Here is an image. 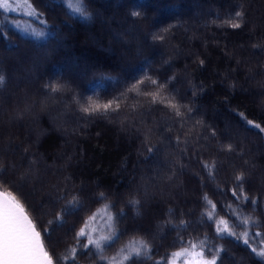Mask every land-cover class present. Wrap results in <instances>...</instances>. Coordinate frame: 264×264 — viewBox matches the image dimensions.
<instances>
[{
    "label": "trees",
    "instance_id": "trees-1",
    "mask_svg": "<svg viewBox=\"0 0 264 264\" xmlns=\"http://www.w3.org/2000/svg\"><path fill=\"white\" fill-rule=\"evenodd\" d=\"M31 3L44 14L56 37L46 43L33 41L0 10V29L11 41L0 38V69L7 77V84L0 89V147L11 140L13 147L22 144L28 149L26 156L21 149L16 155L8 152L0 159V163L15 161L24 165L16 175L9 174L0 189L21 196L13 181L19 183V172L28 167L29 160L34 161L35 183L23 192L29 193L33 186L38 191L28 200L22 196L21 199L26 207L31 205L30 214L38 215V224L47 226L60 208L51 204L40 208L51 185H84V208L67 217L65 228L53 234L54 242L63 238L54 252L62 254L73 242L74 233L68 228L75 225L78 229L82 218L107 203L94 199L95 194L105 192L116 202L113 212L123 208L127 213L120 224L126 235L106 255H112L133 235L146 237L158 249L153 253L154 259L182 247L173 245L176 231L163 226L170 218L171 208L175 222H192L184 234L186 239L207 233L215 244L225 246L223 264H264L242 240L216 239L212 225L205 223L201 227L197 223L205 210V194L217 204L220 216L225 215L221 204L235 205L229 190L234 187L233 174L242 170L249 178L245 183L248 195L259 198L256 210L249 203L244 213L264 221V133L249 128L236 114L243 112L247 119L264 126V0H87L93 13L90 20L69 16L56 0ZM237 10L245 12L241 28L211 23L217 14L222 20ZM132 11L141 15L132 17ZM169 25L174 27L163 41L152 39L153 34H161V29ZM253 45L260 47L254 49ZM199 60L204 64L199 65ZM144 69L161 81L176 75L175 87L180 90L176 100L195 111L189 125L202 120L218 133L216 140H201L199 144L193 141L195 148H189L188 158L168 150L178 163L185 165L183 171L176 169L171 181L155 179L157 163L143 159L138 114L125 109L119 114L84 119L71 102V96L77 93L93 95L92 86L97 81L105 87L99 88L93 99L107 102L134 83V78H142ZM106 76L119 82L103 79ZM49 80L65 84L68 91L57 98L59 102L48 100L44 104L48 98L42 86ZM33 101L35 106L23 118H17V113ZM134 102L129 99L122 104ZM157 108L160 110L144 117L148 126L154 121L163 123L162 117L170 115L161 106ZM220 143H233L237 151L243 150V157L217 152ZM156 159L164 161L165 154ZM212 159L217 161L214 180L209 179L200 163ZM160 174L169 175L168 167H163ZM133 197L142 202L140 215L126 204ZM235 231L244 229L237 227ZM259 231L264 232V227ZM80 264L91 262L81 256ZM144 264L152 261L145 260Z\"/></svg>",
    "mask_w": 264,
    "mask_h": 264
},
{
    "label": "snow or ice",
    "instance_id": "snow-or-ice-1",
    "mask_svg": "<svg viewBox=\"0 0 264 264\" xmlns=\"http://www.w3.org/2000/svg\"><path fill=\"white\" fill-rule=\"evenodd\" d=\"M63 6L67 14L73 18L82 20H90L93 13L89 10L87 0H56ZM27 7L26 15L34 17L41 27L39 29L32 28L20 24L18 21H13L15 27L22 32H25L33 41L47 42L50 39H55L56 32L49 25L46 19L43 18V13L39 12L31 0H25ZM243 9V5H239ZM0 10L3 12L17 11L10 0H0ZM132 17H139V11H132ZM219 20L220 23H216ZM245 20V12L237 10L229 12L222 20L219 14L216 15V20L211 23L217 27H230L232 29L241 28ZM174 27L169 25L166 29H161V34H153L154 41H163L165 35ZM0 38L10 41L6 31L0 29ZM254 49L260 47L253 45ZM171 61H165L170 63ZM145 63H148L145 60ZM239 63V61L237 62ZM204 61L199 60V65H203ZM149 67L151 65L149 64ZM142 78H134L135 82L131 83L107 102L100 103L98 99H93L96 96L99 88L105 87L100 82H95L92 86L93 95L85 97L83 94H74L71 96V102L76 106V110L84 114L82 118L91 119L93 115H109L119 114L123 110L129 113L138 114L141 117L139 121L140 127L137 129L141 133L142 140L141 154L145 162L154 160L157 163L155 169V179L171 181L176 169L183 171L185 165L178 163L169 149L179 152V155L188 158V150L190 147L195 148L193 141L199 144L201 140L207 142L210 139L216 140L218 133L211 125H206L202 120H196L189 125V121L193 120L195 115L194 109L187 105L181 104L176 100L180 94V90L175 87L178 77L172 75L166 80L161 81L158 77L154 78L148 74L147 69H144ZM103 79L112 81L117 80L115 77L106 76ZM7 84V77L3 70L0 69V89H3ZM234 86V85H233ZM45 96L48 98L42 103L47 104L48 100L52 103L59 102L58 97L66 95L68 89L65 84L58 83L55 80H49L42 86ZM145 89H155L154 91H145ZM193 92V96H195ZM144 98L141 101V98ZM129 99L135 101L127 104L123 102ZM147 104V107H145ZM35 106V101L32 105H26L23 112L17 113V118H23L24 113L31 110ZM162 109L170 113L169 116L162 117L163 123L153 122L152 126H148L145 116H150L152 111ZM244 123L252 129L264 133V126L254 120H249L243 112L236 113ZM187 129V131H186ZM207 133V134H205ZM9 140L8 145L0 147V159L8 152L16 155L22 149V155H27L28 149L23 148L22 144H15ZM220 153H235L239 157H243L244 152L241 149L237 151L233 143H220L217 148ZM160 154H165L164 161L156 159ZM35 162L28 161V167L18 174L19 183L15 184L17 191L20 192L24 200H28L30 196L35 195L38 191L36 187H32L27 194L23 189L35 183L34 172L32 165ZM201 167L207 173L209 179L214 180V172L217 170V161L200 160ZM247 165L248 162L244 161ZM168 167L169 175H161V169ZM18 168H24L23 163L8 161L0 163V183L6 182L5 178L9 174L16 175ZM70 179V177L66 178ZM234 187L229 191L235 201V205L229 202L227 205L221 204L225 215L220 216L217 204L209 199L205 194L202 199L205 203V210L200 214V219L197 221L199 226L203 227L205 223L213 226L216 239L234 238L237 241L242 240L243 244L250 249V252L255 257L264 261V232L259 231L264 227V221L259 220L250 213L245 214L244 209L250 203L253 211L256 210L259 198H253L248 195L245 190V183L249 178L245 171H239L232 176ZM218 190L223 191V189ZM84 185L81 184L78 188L67 183L61 185H51V190L47 192V199L40 203V208H44L46 204L53 206L60 205L59 211L54 214L53 219L47 221V226L42 222L38 224V215L33 216L29 212V205L26 207L21 196L14 194L12 191H0V264H80V257L84 256L91 264H144L145 260L152 261V264H223L224 254L227 249L222 244H215L212 238L207 233L202 236L185 238L191 221L180 219L175 222L171 217L174 215V210L169 208V219L163 222V226L170 230L176 231L177 235L173 240V245L180 244L182 247L171 253H166L160 256L159 259L153 258L154 246L144 236L133 235L125 243H123L112 255H106V251L121 240V237L126 235V230L121 229L120 224L123 218L127 215L123 208L113 209L117 207L116 202L109 199V195L105 192L95 194L94 199L98 201H107L102 203L90 215L82 218L79 228L75 225L68 228V232L74 233L72 243L67 245L62 254L55 253L54 250L58 243L63 242L57 240L54 242L53 234L58 230L65 228L68 224L67 217L74 216L84 208ZM62 202V203H61ZM126 204L130 208L137 210V215H140L139 209L143 206L142 202L136 198H129ZM210 207L211 210H208ZM35 211V209H33ZM241 227L242 232H237L235 229ZM47 241V243H46ZM50 249H52L50 251Z\"/></svg>",
    "mask_w": 264,
    "mask_h": 264
},
{
    "label": "rangeland",
    "instance_id": "rangeland-1",
    "mask_svg": "<svg viewBox=\"0 0 264 264\" xmlns=\"http://www.w3.org/2000/svg\"><path fill=\"white\" fill-rule=\"evenodd\" d=\"M10 2L13 4L14 7L18 8L17 11L6 13L11 18L12 22L18 21L22 25L30 26L36 29H39L41 27L39 22L34 17H30L25 14V12L27 11L25 0H10ZM178 264H182V261H178Z\"/></svg>",
    "mask_w": 264,
    "mask_h": 264
},
{
    "label": "water",
    "instance_id": "water-1",
    "mask_svg": "<svg viewBox=\"0 0 264 264\" xmlns=\"http://www.w3.org/2000/svg\"><path fill=\"white\" fill-rule=\"evenodd\" d=\"M0 191H3L2 189H0Z\"/></svg>",
    "mask_w": 264,
    "mask_h": 264
}]
</instances>
